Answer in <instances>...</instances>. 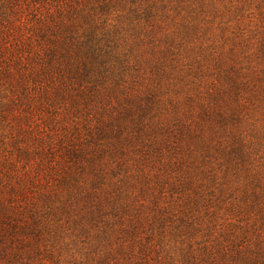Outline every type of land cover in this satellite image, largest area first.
<instances>
[{
    "label": "trees",
    "instance_id": "obj_1",
    "mask_svg": "<svg viewBox=\"0 0 264 264\" xmlns=\"http://www.w3.org/2000/svg\"><path fill=\"white\" fill-rule=\"evenodd\" d=\"M165 189L264 214V0H0V261L40 264L56 205L148 255Z\"/></svg>",
    "mask_w": 264,
    "mask_h": 264
},
{
    "label": "rangeland",
    "instance_id": "obj_2",
    "mask_svg": "<svg viewBox=\"0 0 264 264\" xmlns=\"http://www.w3.org/2000/svg\"><path fill=\"white\" fill-rule=\"evenodd\" d=\"M253 14L256 15L257 11ZM48 181L55 187L56 183L52 179ZM45 184L48 183L43 184L42 179L31 189L44 190ZM76 196L81 206L83 198L80 194ZM147 196L151 199L158 196V204L166 208L161 212L147 202V207L138 212L145 218V213L151 215L155 208L157 221L151 220V226H147L144 221L139 222L136 234L139 242L151 245L153 251L150 254L143 256L142 252L138 251L134 238L129 237L126 232L121 231L118 237L117 233H110L106 227L108 222L87 228L79 224L75 209L69 208L65 213L56 205L53 215H58L52 219L47 216L48 225L45 230L42 229L39 242L41 250L34 252L40 254L35 256L36 261L41 262L40 264H98L99 258L105 252L109 253L110 247L121 245L122 251H126L124 257L121 255L122 264H213L212 254L220 260L215 264H236L230 256L233 247L249 243L250 248L255 250L257 242L262 238L258 257H262L260 262L264 264V214L261 216L252 211V208L241 212L238 208L231 212L224 208L216 209L218 205L215 202L210 204L207 194H199L203 199L199 200L197 205L187 202L185 194H168L167 189L163 194ZM49 214L52 213L49 211ZM254 220L255 224H252ZM246 250L249 249L242 247L241 253L249 260L251 257L246 254ZM26 252L30 253L31 250ZM118 259L120 256L116 253L114 260ZM2 261L0 264H6Z\"/></svg>",
    "mask_w": 264,
    "mask_h": 264
}]
</instances>
